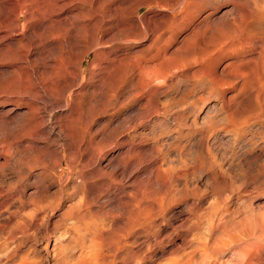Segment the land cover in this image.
<instances>
[{"label": "rangeland", "instance_id": "374dc122", "mask_svg": "<svg viewBox=\"0 0 264 264\" xmlns=\"http://www.w3.org/2000/svg\"><path fill=\"white\" fill-rule=\"evenodd\" d=\"M252 1L249 0V3L247 2L244 6L251 7ZM172 5V0H0V114L7 107H13L12 103L6 99L10 90L9 83L12 80H24L25 78L21 74L22 70L31 71L39 69L43 65H51L55 70L61 71L70 68L85 51L88 52L83 60L84 80L88 77L86 71L92 70L93 75L99 74V68H104L107 64L106 61L113 56H116L117 62L122 65H136L139 61L143 62L145 59V61L149 59L151 64H156L158 71L161 68L167 69L172 64L177 67L176 64L180 62L185 63L188 70H196L200 67V61L195 58L200 55L205 57L206 49H212L213 39L209 40L207 36H203L199 32L195 35L192 30L196 27L195 24L198 25L206 16L209 9L205 7V10L203 9L200 14H195L192 17L190 26L174 32L167 27V22H170L173 15L177 13L175 5ZM166 7L167 9H165ZM229 7L226 0H222L217 13L220 14L221 10ZM219 14L217 15L219 16ZM156 22H160L161 26ZM155 27H157L156 30ZM253 35L255 38L263 36L262 39H264V30L257 29ZM164 37H168L169 40L166 38L168 42ZM198 38L201 40L196 41ZM95 42L99 44L96 49ZM158 42L161 44L163 42L162 46ZM197 42H199L198 45H196ZM197 46L200 48L198 49ZM202 46L206 49H203ZM248 49L251 48L248 47ZM249 51H244L245 53L241 54L245 60H249L245 67L236 63V58L241 59L239 55L226 54L220 56L217 66L205 62L203 64L205 70L200 73L198 80H183L179 84L172 85L171 80H166L162 86L167 94L160 96L156 105L157 107L160 105L158 107L160 114L161 111L165 112L164 116L170 128L168 132L162 134V138L166 142L162 150L169 151L164 156L163 162L160 161V165L162 169L170 166L171 170L177 174L179 171L180 173L185 172L187 184L183 190L187 194L190 193L187 195L186 201H182L181 198L183 203L180 200H177L178 202L175 200L166 208V212H170V215L174 214L178 218L169 222L168 215H165L163 220L160 216L157 217V222L159 221L161 226H145L146 224L141 225L138 222L132 224V228L122 230L119 218L124 216L125 211L114 207V209L101 214L100 219L91 218L88 220L89 225L86 226L89 227V235L85 233L84 241L81 240L82 238L76 237L78 242L76 240L73 245L76 243L78 245L81 241H87L85 244L88 245L87 237L89 239L90 235L95 234L96 231L97 234L102 231L103 235H106L100 246L102 248V264H184V262H186L185 264H264V79L259 78L262 73L264 74V56H262L264 51L258 55L259 50H256V55ZM255 56H260L261 60ZM162 58H165L163 64L160 63ZM255 58L256 60H254ZM257 62L258 64L255 65ZM20 65L21 68H19ZM257 66L260 67V70L256 69ZM231 70L235 71V75ZM254 70H258V74ZM174 71H177L176 68ZM240 71H246L245 73L249 75V80L245 81L247 87H245V83H240L241 80L238 78ZM176 74V76L180 75L179 72ZM263 74L262 76H264ZM231 75L233 76L231 77ZM138 78L142 80L143 74ZM251 79L253 80L251 81ZM258 79L261 81L257 82ZM92 81V85L95 86L97 78ZM221 81L223 82L221 83ZM157 83L154 82L153 86H157ZM239 86L240 88L241 86L245 87L244 90L248 89L247 94L243 87L239 91ZM80 96L83 99L90 97L87 93ZM91 97L97 101L94 104L96 105L94 108L95 120L104 119L113 112L112 106L104 108L105 95L100 96L94 93ZM227 98L230 101H227ZM234 103L239 104L242 110L236 112ZM161 108L162 110H160ZM18 109L25 110V103H19ZM258 109H261L262 112ZM239 111L242 112L241 117ZM233 112H236L237 117ZM178 114L182 115L179 117ZM231 122L234 123H232L233 126ZM155 126L157 125L155 124ZM155 128L158 129V127ZM4 131L1 121L0 197L13 192L14 201L12 200L13 205L9 206L7 210L3 209L5 212L0 216V263L23 264L25 261V264H48L47 262L52 264V261L45 257L43 244L47 239H52L53 236L62 233L65 225L72 226L71 224L68 226V222L70 217L72 219L71 215L73 214L67 215V220H62L61 214L68 208L67 206H72L71 203L74 204L77 197L80 196L77 191L74 196L75 192L71 193L72 188L69 189L71 182L75 180V171L69 165V159L63 158L61 171L53 173L54 180L46 170L55 171L54 160L51 156H44L33 163L26 161L32 155L37 156L40 154L39 152H44L43 149L34 153H26L27 155H22L23 153L20 151L15 154L14 160L8 161L12 155L7 152V134ZM198 138L203 140V144H207L209 156L206 155L208 152L204 154L206 150L205 146H202L200 153L197 154L202 166L195 169L193 166L196 164V158L190 154L189 148L194 139ZM23 161L25 164L22 163ZM36 175H39L44 184L49 186L48 193L53 199H51V203L46 201L41 203L36 198L33 201H24L34 191ZM23 185L27 186L26 195L21 198V195H18V188ZM179 187L182 188L181 183L178 184V189ZM153 189L151 191H154V195H161L159 189H155V187ZM69 190L70 192H68ZM151 191L148 194L149 198H152ZM163 195H167L166 197L169 198V194ZM150 200L152 201V199ZM211 209L214 212H211L213 211ZM107 210L108 208L105 209V211ZM215 213L218 215L216 216ZM217 218L219 220H216ZM31 220L36 221L35 226L30 223ZM3 222L4 224H2ZM3 255L6 256L3 257ZM172 257H176L179 261ZM165 260L166 262H164Z\"/></svg>", "mask_w": 264, "mask_h": 264}, {"label": "bare ground", "instance_id": "6f19581e", "mask_svg": "<svg viewBox=\"0 0 264 264\" xmlns=\"http://www.w3.org/2000/svg\"><path fill=\"white\" fill-rule=\"evenodd\" d=\"M247 2L249 3V0H226V3H228L230 7L221 10V13L219 14L217 13V11L218 8H220L221 6L222 0H172L173 5H175L174 8L175 10H177L176 11L177 13L175 12L176 14L173 15L170 22H167L168 23L167 27L174 32L190 26V24L192 23V17L195 16V14L198 13L200 14V12L203 9L205 10V7L209 9V11L206 12L205 14L206 16H204L201 22L198 25L195 24L196 27L193 30L191 29L192 31H194L193 33L195 35L197 32H199L203 34V36L204 35L207 36L209 40L213 39L212 41L213 43L211 44L212 49L208 50L202 46L203 49L204 48L206 49L204 54L205 57L200 55V57L195 58V60L200 61V67L194 71L188 70V68H186L187 65L182 62L177 63L176 64L177 67L175 66V64H172V66H169L167 69L161 68L160 71H158L156 69V64H151L149 62L150 61L149 59L147 61H145L146 59L145 60L143 59L145 62L139 61V63H137L136 65H130V64L122 65L117 62V57L113 56L108 61H106L107 64L104 68H99V74L93 75L92 70L86 71L88 77L86 80H84L85 68L83 67V60L88 52L85 51L82 57L78 58V60L74 62L70 68H65L61 71H58L55 70L51 65H43L41 68L32 69L31 71L25 69V71L22 70L23 73H21L25 78L24 80L22 81L12 80V82L9 83L10 90L8 92V97H6V99H8V101L12 103L13 107L11 106L7 107L0 114V122L1 121L3 122L4 130H5L4 132L7 134V139H6L7 152L10 155H12V157L8 161L14 160L15 154H17L20 151L23 153L22 155H27L26 153H30V152L34 153L43 149L44 152H39L40 154L37 156L32 155L26 161L28 163H33L40 160L44 156L46 157L51 156V158H53L54 160L53 164L55 166V171L52 172L49 171L48 169L46 170L48 171L49 176L55 180V175L53 173H58L61 171L63 158H66L69 159L70 162L69 165L71 166L72 170L75 171L74 173L76 175V177L74 178L75 180L72 179L73 181L71 182V187L69 189L72 188L71 193H74L75 191L79 192L78 194L80 196L77 195L78 199L76 200V202L74 204L71 203L72 206L70 207L67 206L68 208L65 209V211L61 214L62 220H67L68 219L67 215L73 214L71 215L72 219L70 217V221L68 222L69 223L68 226L70 224L72 226L67 227V225L64 224L65 227L62 233L53 236L52 239H47V240L45 239L46 241L43 244L45 257L50 259L52 261V264H102L101 263L102 248H100V246L102 240L105 239L106 235L105 234L103 235L102 231H100V234H97L96 231L95 234L90 235L89 239L87 237V240L89 242L88 245L85 244L87 241L85 242L82 241H84L83 239L85 233L89 235L88 234L89 227L86 226L87 224L89 225L88 220H90L91 218L98 219L101 214L114 209V207H117V209L119 210L123 209L125 211L124 216L122 215L123 217L119 218L120 223L122 225L121 228L122 230L132 228V224L138 222L141 225L146 224L145 226L157 227L160 225L159 224L160 222L159 221L157 222L158 219L157 217L160 216L162 217L163 220L164 216L168 215L167 217L169 218L168 219L169 222H172L174 218H178V216H174V214L170 215L169 214L170 212H166L167 210L166 208L169 207V204L172 201L175 200L176 201L180 200V202L186 201L187 195L190 194L189 192L187 194L183 190L187 184L185 181V175L187 176V174H185V172L180 173V171L179 174H177L171 170L172 168L170 166L168 168L164 167L165 169L161 168L160 163L163 162L162 160L164 159V156H166L167 155L166 153L169 151L167 149L164 151L162 150L166 143L165 140L162 138V136L164 135L165 132H168L170 126L166 117L164 116L165 112L161 111L160 114L158 110L159 109L158 107L160 105H158L157 107L156 104L159 102L158 99L160 96L163 95L165 96V94H167L165 90L162 89V86L166 82V80H171V85L179 84L183 82V80L186 81L198 80L199 79L198 76L200 75V73H202L205 70L203 64L205 62H208L212 66L216 65L217 62L219 61L220 56L222 55L223 56L226 54L239 55L241 59H237L235 57L237 60L236 63L241 64L245 67L247 63H249V60L247 59L245 60V58H243V56L241 55L244 51L250 50L251 52L255 53L254 55H256V50L257 51L259 50L257 55L262 54V51H264L263 50L264 39H262L263 36H261L262 38H255L253 32H255L257 29L264 30L263 28L264 0H257V1L253 0L252 4L250 3L251 7H247L248 5L244 6L246 5ZM165 9H167V7ZM217 14H219V16ZM159 23L160 22H158L157 25H159ZM96 24L99 23L96 22ZM156 28L157 27H155L154 29L156 30ZM258 35L259 33L257 34V36ZM164 38L165 41H167L166 38L168 39V37H164ZM200 40L198 38V40L196 41H200ZM202 41H203L202 43H204V40ZM158 43L161 44L160 42ZM198 43L199 42H197L196 45H198ZM208 44H210V42H208ZM98 46L99 44L95 42L94 43L95 49L98 48ZM248 47H250L251 49H248ZM199 48L200 47H198V49ZM161 50L163 51V49ZM263 54L262 56H264ZM259 57L256 58H258V60H261L259 59ZM256 58L254 60H256ZM164 59L165 58H162L160 63L163 64ZM154 61H158V60H154ZM193 62L196 63L197 61H193ZM257 64L258 62L255 65ZM223 66L221 67L223 68ZM227 66H229V64ZM236 67H240V66H236ZM19 68H21V65ZM175 68L177 71H174ZM253 68L255 69L256 67ZM251 69L249 70L252 71L253 69L252 70ZM256 69L260 70V67ZM241 71L239 72L240 74L238 75V78L241 80L240 83L241 82L245 83V81L249 80V75L245 73L247 70L245 72H241ZM254 71L257 72L258 74V70L257 71L254 70ZM176 72H179L180 75L176 76L177 75ZM234 72L233 74L235 75ZM140 73L143 74V79L141 78L142 80H139V78L137 79L139 75L141 76ZM253 74L254 72L252 73V75ZM262 74L260 75L259 78L264 79V76H262ZM232 76L233 75H231V77ZM95 78H97V84L93 86L92 80ZM218 78L219 79L221 78L220 75ZM252 80L253 79H251V81ZM258 80L257 82L261 81V79ZM154 82H158L157 83L158 85L153 86ZM222 82L223 81H221V83ZM90 87L93 88L91 89ZM242 87L243 86H241V88ZM245 87H247V85ZM245 87H243V90ZM241 88L239 86V91H241L240 90ZM247 91L248 89L246 90L245 94H247ZM254 91L256 93V90ZM84 93L89 94L90 97L83 99V97L80 95H83ZM94 93L100 96L105 95L104 108L108 106H112L111 109L113 110V112L108 114L107 117H105L104 119L95 120L94 108L96 105L94 104L95 102L97 103V101L94 99V97H91L93 96ZM228 97L230 98V96ZM229 98H227V101H230ZM23 102L26 105V109L25 110L18 109L19 103H23ZM235 103H234L235 105L234 107L236 108L235 109L236 112L238 110H242V107H240L239 104L236 105ZM160 110H162V108ZM163 110L165 109L163 108ZM258 110L261 111V109ZM236 112L233 113L236 114ZM240 113H241L240 114L241 117L242 112ZM167 114H169V112H167ZM254 117H256V115H254ZM228 122L229 121H227V123ZM232 123L233 122H231V124ZM155 124L157 126H155ZM155 127H158V129H156ZM202 141L201 139L198 138V139H194L193 143L192 142H191L192 144L190 143L191 145L189 144L191 146L189 148L190 154H193L194 158H196L195 160L196 164H194L193 166V168L195 169L201 168L202 166V163L199 162L197 156V154L200 153L199 151L202 148V146H205L204 149L206 151H204V154L209 151L207 144L206 143L203 144ZM41 144L43 145L41 146ZM62 150L64 151V153ZM161 151L163 152V154H161L162 153ZM206 155L209 156V152ZM0 156H1V152H0ZM22 157L24 159V156ZM211 157H207V158L210 159ZM22 163L25 164L24 161ZM181 171L184 170L181 169ZM50 182L52 183L51 180ZM179 183H181L182 188L179 187L178 189ZM34 185H35V188L33 189L34 191L31 192V194L28 195L27 199L24 201L25 202L31 200L33 201L34 198H36L38 199V202L42 203V201L43 202L46 201L48 203H51L52 197H50V194L48 193L49 186H46L44 184V182L40 179L39 175L35 176ZM26 187H27L26 185H23L20 188H18L19 194L18 193L17 194L21 195L20 196L21 198L22 196L24 197L26 195ZM154 187L155 189L160 190V192L159 190H157V192H159L161 195H157V196L156 194L154 195L153 193L154 191L153 192L151 191ZM163 189L165 190L166 194H169V198L166 197L167 195H163L165 194L163 193L164 192ZM150 191L153 193L152 198L148 197ZM68 192H70V190ZM75 194L76 192L74 193V196ZM3 195L5 194L3 193ZM52 195H56V194H52ZM13 196L14 193L9 192L6 194V196L0 197V216H2V214L5 212L4 210H7L9 206L13 205L12 204L13 203L12 200L14 201ZM150 199H152V201ZM198 200H193V201H198ZM106 208H108L107 211H105ZM92 209H96V210H92ZM211 212H214V210ZM216 220L219 219L217 218ZM33 221L31 220L30 223L35 226L36 221L35 222ZM2 224H4V222ZM171 231H172L171 233H173V230ZM90 232L92 233V231ZM76 237L79 239L82 238L81 239L82 241L78 245H76L77 243L73 245L74 242H76L77 240ZM214 246L212 247L214 248ZM201 249L204 250L203 247H201ZM4 256L6 255H3V257ZM166 260L164 262H166ZM177 261L179 260L177 259ZM47 263L49 264V262ZM185 263L186 262H184V264ZM0 264H2V262ZM23 264H25V261Z\"/></svg>", "mask_w": 264, "mask_h": 264}]
</instances>
